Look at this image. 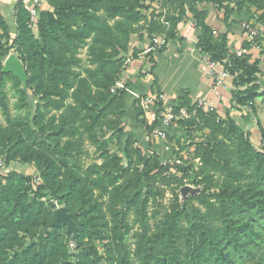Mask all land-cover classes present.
Returning <instances> with one entry per match:
<instances>
[{"label":"trees","instance_id":"obj_1","mask_svg":"<svg viewBox=\"0 0 264 264\" xmlns=\"http://www.w3.org/2000/svg\"><path fill=\"white\" fill-rule=\"evenodd\" d=\"M47 2L51 9L39 12L31 26L28 13L18 1L13 10V34L0 12V112L10 122L4 84L9 80L19 85V81L2 70L14 49L29 74L28 87L39 97L32 117L35 130L28 129L24 137L3 127L0 116V144L7 146L13 159L34 164L41 182L33 188L31 178L16 171L0 178V264H240L234 255L245 263L254 261L264 243V129L259 121L260 149L253 146L249 132L228 112L223 118L217 111L196 108L200 125L195 119L182 126L208 131V137L193 145V159L198 165L164 164L152 153L141 169L132 165L130 153L123 167L100 142L102 135L98 132L104 130L118 139L123 135L130 97L126 87H115V76L122 55L129 53L135 26L145 20L143 12L150 16L147 37L165 35L157 54H163L178 38V25L190 21L198 34L196 50L208 54L213 62L227 59L223 68L229 72L233 87L232 110L240 112L248 107L254 113L255 102L259 98L264 101V54L259 51L254 55L251 49L257 45L243 42L241 47L248 50L247 54L237 57L228 45V32L215 37L207 23L209 9L200 6L224 9L226 23L230 13L241 12L246 6L264 14V0H173L177 13L163 21L151 9L153 0ZM99 2L102 6H96ZM231 2L234 8L228 11ZM101 9L105 17L96 15ZM106 18L113 25L101 29ZM33 26L37 35L30 30ZM90 35L93 68L80 77L74 70L79 66L75 53L78 43ZM152 52L147 53L152 64L151 95L159 97ZM177 99L179 107L193 109L196 104L185 92ZM162 106L158 100L150 124L140 121L148 133L159 126ZM52 111L60 113L58 118H48ZM85 143L98 146L102 163L94 162L77 171L76 164L86 154ZM188 178L201 190L180 202L178 192ZM166 190L172 204L152 230L147 216L150 198ZM53 202L72 215L77 247L83 245L74 263L68 251H61L56 244L59 228H53L46 237L39 235L26 248L19 244L21 235L34 240L33 227L50 222L47 217H53ZM183 221L188 223L185 229L181 227ZM131 223L138 225L133 245L127 241ZM98 247L103 248V255H99Z\"/></svg>","mask_w":264,"mask_h":264},{"label":"rangeland","instance_id":"obj_2","mask_svg":"<svg viewBox=\"0 0 264 264\" xmlns=\"http://www.w3.org/2000/svg\"><path fill=\"white\" fill-rule=\"evenodd\" d=\"M44 1L45 4L39 11L40 13L41 11H47L51 9L49 2H47V0ZM147 3L150 2L148 1ZM164 3L166 4L162 5L161 0H153V2L151 3V9L155 10V15L159 17L160 21H163V19L167 16L175 15L177 13V4H175V2L170 1ZM96 6H102V2L97 3ZM200 7L203 9L212 10V17H215L216 19L217 17L224 19V17L226 16L224 9L217 10L211 8L210 5L206 4H201ZM227 7L228 11L233 9L234 2L229 3ZM92 13L94 14V12L91 10V14ZM143 13L146 16L145 20L141 21L137 26H135V32H133L130 36L129 53L122 55L123 59L121 60V68L118 74H116L115 76V78L117 79L116 84L124 88L126 87L128 95L130 97L126 111V117L123 122V135L120 139H118L116 135H112L111 133L105 132L103 130V132H98L102 135L100 142L103 143V146H105V148L111 155H115L120 159V164L123 167L128 164L129 159H127V154L129 153L132 165H137L139 169H141L143 163L151 157L152 153H156L164 164L170 163V165H172L185 163L186 165H198V160L193 159V145L194 143H199L200 141H203L206 136L208 137V131L206 129H203L202 131L198 130L196 126L189 129L186 126H182V123L195 119L197 121L198 126L200 125V122L196 118V104L193 109H190V107L185 106L179 107L177 103L178 99H174L173 101H169L168 103H166L167 98H164V95L161 97H157L156 95H151V93H146L144 91L143 93L134 92L135 85L131 82L130 78L132 77L133 79H135V76L133 74H137V70L134 67L132 68L133 62L135 63V61H139L143 57L141 59L142 64L144 61L148 63L149 59L147 53L149 49L153 48V55H157V47H155L153 40L165 38L164 33L155 34L152 36V38L147 37V34H145V28L146 24L148 23L147 21H149L150 19V16L148 14H145V12ZM96 15L105 17V12L103 9H101L99 12H96ZM260 17H264V14H262V12H255L252 7L248 6H246L241 12H236L234 10L233 13H230L228 15V20L225 24L227 32H233L234 41H232L230 45L232 49L236 48L235 43L237 40H239V38H241V33H243L244 35L245 26L251 25L250 27L257 31V36L254 39V43L257 45V47L254 46L253 48L255 49L254 55H256L259 51H262V55L264 54V18L262 19ZM108 25H113V21H110L108 18H106V21L102 23L101 29L106 28ZM182 26L183 25L181 24L178 25V35L181 32ZM164 27L167 30L168 24L164 25ZM30 30L33 34L37 35L36 28L34 26L31 27ZM92 38L93 36L90 35L89 38L86 39L84 42L78 43L79 47L77 48L75 57L79 61V66L75 67L74 70L78 71L81 74L80 77H83L85 75V71L87 69L93 68L90 63L92 60L90 47L94 46L92 44ZM169 54L170 52H168V56ZM9 58L15 60L20 66L19 70L15 72H10L19 81V85H16L15 83L9 80L6 81L4 84L7 114L8 118L10 119V122L7 120V117L2 115V112H0L1 124L3 125V127H9L10 130L17 131L25 137L28 134V129H30L31 131L35 130V125L32 123V117L35 114V106L39 102V97L34 96V93L28 87L29 74L26 72L24 63L22 62L21 57L19 56L16 49L9 52L8 56L4 60V71L6 70V60ZM142 74L143 73H140L141 76H144ZM262 80L264 81V78ZM226 85L227 87L221 90V92H219L220 98L212 99V103L215 107V110L219 112L223 118H225L226 112L229 113V116L233 114V110L231 108L233 92L231 80H228L226 82ZM120 86H117V88H120ZM159 99L164 101L161 110V115L167 116L169 113L173 115L172 121L170 122L168 127L162 125L160 128H158L163 131L165 135L164 139H161V137L159 138L154 135V132L157 131V129H153L148 133L140 122L141 120H144L145 122H147V124H150L152 122V120L154 119L153 107ZM135 100L136 104L135 106H133L132 102H134ZM258 100L261 99L259 98ZM182 109L186 111L185 115L181 114ZM59 115L60 113L52 111L49 113L48 118H58ZM232 118L237 120L238 122L241 119L239 116L235 115H233ZM259 139L260 134H258V132L257 134L252 135V143L254 145H257ZM261 145L262 144L260 142V145H258L257 148L260 149ZM85 151L86 154L82 155L81 160L79 162L80 164H76L75 166L77 171L84 170V168L88 164L94 162L98 164L102 163V159L100 157V152L98 150L97 145L85 143ZM78 165H80L79 169L77 167ZM11 171H16L24 177H30L31 182L33 183V188H36L37 185L41 184V182L37 179V177H39V172L34 164H22L17 159H13L11 157V152H7V146L3 148L0 144V178L5 177ZM34 179H36V183L33 182ZM183 183L184 186L182 188H186V191L184 194H182V188L179 190L178 199L180 202L190 196L193 197L199 192V190H201V187H196L191 182L190 178L184 180ZM46 200L47 198L44 199V201ZM172 201V196L168 190H166L162 195L157 194L153 198H150L147 216L151 224L152 230H154L161 223L164 218L165 211L172 204ZM53 203L55 204L53 217L52 215L47 217L50 222L44 226H41V223H39L37 224V226L33 227V232H35L36 234L34 240L30 237L21 235V237H23V240H21L19 244L23 248H26L33 242H36L39 235H43L44 237H46L47 234L50 233L53 228H59V235L57 236L56 244L61 251L63 248L68 251V255L70 256L71 261H73L74 263L76 261V256L79 254V251L81 250V247L83 245H81L80 248L77 247L76 230L74 224L69 233L67 232L65 225L58 224L54 226L56 211L65 207L55 202ZM103 208L104 211H106V206H103ZM202 212H204L203 208ZM181 224V227L183 229L188 226V223L186 221H183ZM131 225L132 230L127 236V241L130 245H133L135 242V232L138 230V225L133 223H131ZM64 232L67 235H64ZM261 232L264 235V229H261ZM86 242L87 241H85V243ZM102 249V247H98L99 255H103ZM13 251H15V249ZM10 255H12V253H10ZM234 257L236 258V260H238L240 264H264V243L261 249L255 253L254 261L250 263H245V261H242L235 255Z\"/></svg>","mask_w":264,"mask_h":264},{"label":"crops","instance_id":"obj_3","mask_svg":"<svg viewBox=\"0 0 264 264\" xmlns=\"http://www.w3.org/2000/svg\"><path fill=\"white\" fill-rule=\"evenodd\" d=\"M18 1L22 2V0H0V12L4 20L7 22L9 30L12 34L16 30L13 10ZM208 11L209 15L207 23L212 26L215 37L219 33L227 32L224 19H221L220 17H217L216 19L215 17H212V10ZM180 24L183 26L178 38L167 45V49L163 54L153 55L155 65L154 75L157 78L161 96L164 95V98H167V102L165 101L166 103L179 98L182 96L183 92L188 94V98L192 104H195L203 98H208L212 101V99L215 98H213L211 92V79L208 74L202 70L199 62V52L195 48L196 38L198 36L197 31L194 30V25L188 20H184ZM228 39V45L233 52L242 48L241 45L245 40V36L241 33V38L236 41V48L233 49L230 46L232 41H234L232 31L228 33ZM251 50L252 52L255 51L253 48ZM168 52H170L169 56ZM141 59L139 61H135V63L133 62L132 68L134 67L137 70V74L132 73L136 80L132 77L130 80L135 85L134 92L143 93L144 91L146 93H151L152 76L149 75V71L152 64L149 60L148 63L144 61L142 64ZM140 73H143L142 75L144 76H141ZM254 107V113L250 108L245 107L242 108L240 112L233 111V114H231L232 117L235 115L241 118L238 122L231 117L239 126L243 128L244 131L249 132L251 142L253 134H257V132L260 134L257 121H259L261 128L264 129V101L262 99L257 100ZM260 142L261 134L257 145L252 144L255 148H257V146L260 145Z\"/></svg>","mask_w":264,"mask_h":264},{"label":"built area","instance_id":"obj_4","mask_svg":"<svg viewBox=\"0 0 264 264\" xmlns=\"http://www.w3.org/2000/svg\"><path fill=\"white\" fill-rule=\"evenodd\" d=\"M170 1H173V0H161V2H170ZM22 4H23L25 11L29 15V22H30V25L32 26L35 23V21L37 20L39 11L44 6L45 1L44 0H22ZM250 26L251 25L245 26V32H244V36H245L244 42L249 44V45L254 44V39L257 36V31L255 29L251 28ZM164 39H159V40L154 39L153 40L155 47H157L156 49H158L159 47H161L164 44ZM152 50H153V48L149 49L148 52H150ZM247 51L248 50L246 48H240L236 51H233V53L237 57H241V56L247 54ZM198 52H199V56H200L199 62L201 64L202 70L205 71L211 79L212 96H213V98L218 99V98H220L219 92H221V90H223L227 87L226 82L228 80H230L229 72L223 68V64L227 62V59L223 60L222 63L213 62V61H211L210 56L208 54L200 53V51H198ZM117 86H120V85L116 84V88H117ZM120 88L124 89V87H121V86H120ZM111 91L114 92V89H112ZM159 97H161V95ZM160 101H162V100H160ZM196 107L198 109H202L203 111H206V112L216 111L215 107L213 106L211 99H208V98H203V99L197 101ZM154 109H155V105L153 107V110ZM185 112L186 111L184 109L181 110V114L185 115L186 114ZM161 114L162 113H160V115ZM172 118H173V115H171L170 113L167 116L161 115V119L159 121V126L157 128H155V129H157V131L154 132V135L156 137H159V138L161 137V139L165 138L163 131H161L158 128H160L162 125L165 127H168L170 122L172 121ZM158 130H160V131H158Z\"/></svg>","mask_w":264,"mask_h":264},{"label":"water","instance_id":"obj_5","mask_svg":"<svg viewBox=\"0 0 264 264\" xmlns=\"http://www.w3.org/2000/svg\"><path fill=\"white\" fill-rule=\"evenodd\" d=\"M20 69L19 64L13 60L12 58H9L6 60V72H15ZM4 69L2 72H5ZM186 191V188L181 189V193L184 194ZM62 224L66 226L67 232L69 233L73 227V222H72V215L68 214L66 212L65 208L58 209L56 211V218L54 221V226Z\"/></svg>","mask_w":264,"mask_h":264}]
</instances>
